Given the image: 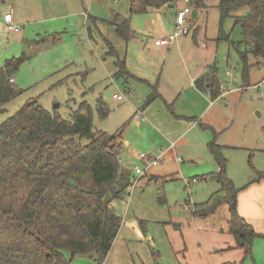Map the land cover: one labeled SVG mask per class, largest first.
<instances>
[{
	"label": "rangeland",
	"instance_id": "obj_1",
	"mask_svg": "<svg viewBox=\"0 0 264 264\" xmlns=\"http://www.w3.org/2000/svg\"><path fill=\"white\" fill-rule=\"evenodd\" d=\"M218 3L209 0L197 18L190 15V33L180 36L166 55L155 56L141 55L146 48L141 40L126 43L111 24L117 14L130 16L128 0H0V67L27 57L13 74L24 92L5 105L0 123L30 100L70 119L83 101L95 107L102 97L109 112L105 118L94 112L95 128L107 133L122 129L121 158L133 171V186L124 200L114 202L123 224L103 264H258L254 255L264 264L263 239H254L253 254L246 258L241 250L230 249L229 201L218 200L206 215L195 214L192 205L200 211V203L213 204L218 195L228 194L218 182L203 179L217 166L209 150L214 139L225 146L227 176L239 194L257 180L255 170L264 172V58L248 54L246 64L241 58L243 34L234 19L247 14V7L224 21L229 39H219ZM6 11L13 12L19 32L6 30ZM131 16L138 30H148V15ZM193 29L199 31L196 40ZM168 30L173 32V26ZM157 37L151 32V38L141 39L153 44ZM128 60L141 67L157 65L160 73L149 79L158 97L150 100L154 87L148 82L119 72L118 62ZM204 62L216 65L221 93L227 89L214 102L191 86L193 69ZM118 92L125 100L113 98ZM137 110L146 121L134 120ZM194 112L199 113L189 115ZM182 114L184 120L178 118ZM141 153L165 156L139 177L135 169L146 167ZM65 253L71 264H98L93 254Z\"/></svg>",
	"mask_w": 264,
	"mask_h": 264
},
{
	"label": "trees",
	"instance_id": "obj_2",
	"mask_svg": "<svg viewBox=\"0 0 264 264\" xmlns=\"http://www.w3.org/2000/svg\"><path fill=\"white\" fill-rule=\"evenodd\" d=\"M179 1L128 0L130 15ZM208 1L191 0V5L198 12ZM243 7L247 14L235 17L234 24L242 30L245 49L240 54L246 64L248 54L264 58V0H219V39H229L223 23ZM111 24L125 42L133 38L129 19L117 14ZM110 52L116 53L112 46ZM26 59L15 57L0 67V113L24 92L11 79ZM118 63L119 72L128 74L125 61ZM216 74L213 64L196 80L197 88L209 91L213 99L222 95ZM158 96L155 87L150 100ZM95 111L101 118L108 115L102 97L95 107L83 101L70 119L30 100L0 123V264H71L65 252L72 257L93 254L98 264L105 261L123 224L114 202L129 195L133 172L122 165V129L115 133L96 129ZM209 150L218 165L209 177L228 194L218 195L213 204L208 201L195 214L206 215L217 208L218 200L229 201L233 213L229 231L246 258L252 255L258 233L237 211L238 189L227 176L223 146L214 139ZM255 173L257 179L264 178V172Z\"/></svg>",
	"mask_w": 264,
	"mask_h": 264
},
{
	"label": "crops",
	"instance_id": "obj_3",
	"mask_svg": "<svg viewBox=\"0 0 264 264\" xmlns=\"http://www.w3.org/2000/svg\"><path fill=\"white\" fill-rule=\"evenodd\" d=\"M182 2H184V0H180L176 4H168V5H165V6L160 7V8H150L148 10V12L142 13V14L148 15L150 17V19H151L149 24H148L149 25L148 26V30L146 32H142V30H138L135 27L136 25H134L133 21L131 20V17H132L131 15L132 14L129 17L120 14V17L122 19L123 18L129 19L130 27H131V29H132V31L134 33L133 38L131 40H129L128 42H126V43H131V41L136 40V39L137 40H141V45L146 47L141 52L142 53L141 55H144V54H152V55H155V56L166 55L167 51L169 50L171 45L173 43H175V41H177V39L179 37L174 42L169 44L168 46H157V45H155V41H154L153 44H151V43L147 42L145 39H141V36L143 35L145 37L151 38V32H154V34L156 36H158L156 39H158V38L166 35L169 32V30H168L169 25H171V27L172 26L174 27L175 15H176L177 11L180 9L179 7H180V4ZM7 12L8 11H6L5 13H7ZM3 16L4 15H2V20H3V25L5 26L6 24L4 22ZM198 16H199V12H198L197 17ZM13 17H14V15H13ZM192 17H193V15H192ZM197 17H193V19H195ZM14 22H15V18H14ZM190 23L193 26V23H194L193 20ZM193 31H194V36L193 37L196 40L197 36L199 35V31H198V29H196V30L193 29ZM134 57H136V56H134ZM125 65H126L128 74H130L132 77H135V78H137L139 80L146 81V82H148L150 84V86L154 87L153 83L151 82L149 77H151L154 72L160 73L159 70L156 71V67H157L156 64H153L151 66L145 65L144 67H141L140 65L137 66V65L132 64L130 62V60H128L125 63ZM209 67H210V64L208 62H204L203 64H201L200 67H198V65H196V68L193 69V72L191 73L190 81H191V86H194L199 92H201L202 94L204 93L205 96H208V98H211V100L214 102V100H217L218 98H221L224 95V93L227 90L226 87L223 90V93H222L221 96H219L216 99H213L209 91H200L197 88V86H196V80L199 79L200 77H202L206 73V70L207 69L209 70ZM212 101H211V103H213ZM138 112H139V110H137L136 113H138ZM140 113H142V112H140ZM198 113L199 112H194L193 114H189V115H196ZM203 113L204 112H201V114H203ZM135 114L133 115V118H134ZM178 118L184 120V118H186V115L185 114L178 115ZM190 119L191 118H189V120ZM134 120L136 122H144V121H146V118L145 119H139V120L134 118ZM196 121L197 120H194V122L192 124V127L196 126ZM171 147H174V144H172ZM147 156H148V158L146 160V159H143L140 156V154H139V158L146 163V167H145V169H143V174L140 175L139 177L144 176L145 174H147V166L150 167V166L158 165L159 162L161 160H163V158L165 156V153H161L160 154L159 161H158L157 164H151L150 161L153 158H150L148 154H147ZM216 164H217V162H216ZM122 165L125 168H127V169L132 171V169L130 167L124 165L123 162H122ZM213 171L214 172L218 171V165L216 166V169H214ZM135 172H136V170H135ZM156 178H157L156 176H151L149 178V180H151V179L154 180ZM203 179H205L206 181L217 182L216 180H213L212 178H210L209 174L206 175ZM193 181H197V180L195 179ZM238 194L239 193H237V197H238L237 198V211H238L239 215L242 216L245 219V221L249 225H251L253 227V229L258 233V236H256L255 239L257 238V239H263L264 240V178L257 179L255 181H253L252 183H250V185H249L247 190L241 192L239 194V196H238ZM207 202L208 201L200 203L199 204L200 207H203V205L205 203H207ZM187 205H190V204H188V202H187ZM192 205H193V208H194L193 210H195V212H196L197 211V204L195 203V204H192ZM228 232L230 233L229 227H228ZM231 235H233V234H231ZM233 237H234V235H233ZM253 242L255 243V240ZM230 246H233L232 248H230L232 250H235V249L241 250L242 254L244 255L243 249L236 247L235 238H234L233 244L230 245ZM252 247H253V245H252ZM252 254H253V252H252ZM254 257H255L257 263L259 264L257 256L254 255Z\"/></svg>",
	"mask_w": 264,
	"mask_h": 264
},
{
	"label": "built area",
	"instance_id": "obj_4",
	"mask_svg": "<svg viewBox=\"0 0 264 264\" xmlns=\"http://www.w3.org/2000/svg\"><path fill=\"white\" fill-rule=\"evenodd\" d=\"M184 3H185L184 7L180 8L175 15V24L173 27V32L167 33L166 35L156 39L155 45H157V46H168L169 44L174 42L178 37L185 36V35H188L190 33V27L188 26L187 22H188L189 16L192 15L194 9L191 5V0H184ZM3 19H4V22L6 24L5 28L7 31L19 32L21 30V27L14 22V17H13L12 11L5 13L3 16ZM11 82H14L13 78L11 79ZM113 98L117 101H123V100H125V94L122 92H118V93L113 94ZM134 118L137 120L144 119L141 116L140 112L136 113ZM140 156L146 160L148 158L146 153H141ZM158 161H159V157H156V158L152 159L150 161V163L151 164H157ZM135 170H136V173L138 175L143 174V169L136 168Z\"/></svg>",
	"mask_w": 264,
	"mask_h": 264
},
{
	"label": "water",
	"instance_id": "obj_5",
	"mask_svg": "<svg viewBox=\"0 0 264 264\" xmlns=\"http://www.w3.org/2000/svg\"><path fill=\"white\" fill-rule=\"evenodd\" d=\"M192 15H193V17H197V15H198L197 10H194L193 13H192Z\"/></svg>",
	"mask_w": 264,
	"mask_h": 264
}]
</instances>
